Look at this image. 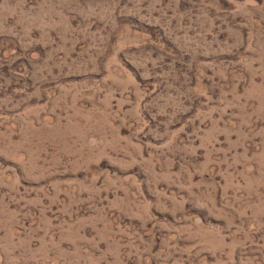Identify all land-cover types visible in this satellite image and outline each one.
<instances>
[{
	"label": "rangeland",
	"instance_id": "obj_1",
	"mask_svg": "<svg viewBox=\"0 0 264 264\" xmlns=\"http://www.w3.org/2000/svg\"><path fill=\"white\" fill-rule=\"evenodd\" d=\"M0 264H264V0H0Z\"/></svg>",
	"mask_w": 264,
	"mask_h": 264
}]
</instances>
